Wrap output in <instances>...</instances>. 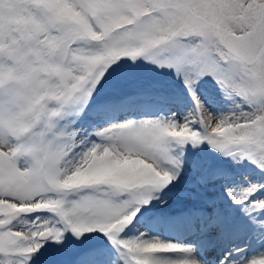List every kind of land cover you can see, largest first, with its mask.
I'll list each match as a JSON object with an SVG mask.
<instances>
[{
    "label": "snow or ice",
    "instance_id": "obj_1",
    "mask_svg": "<svg viewBox=\"0 0 264 264\" xmlns=\"http://www.w3.org/2000/svg\"><path fill=\"white\" fill-rule=\"evenodd\" d=\"M0 264H264V0H0Z\"/></svg>",
    "mask_w": 264,
    "mask_h": 264
}]
</instances>
